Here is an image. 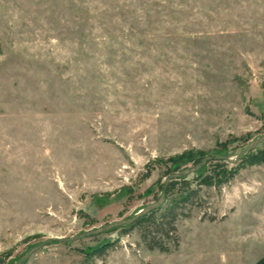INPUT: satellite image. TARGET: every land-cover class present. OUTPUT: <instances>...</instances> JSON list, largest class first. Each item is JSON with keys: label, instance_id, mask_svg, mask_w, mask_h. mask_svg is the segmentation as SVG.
I'll list each match as a JSON object with an SVG mask.
<instances>
[{"label": "rangeland", "instance_id": "rangeland-1", "mask_svg": "<svg viewBox=\"0 0 264 264\" xmlns=\"http://www.w3.org/2000/svg\"><path fill=\"white\" fill-rule=\"evenodd\" d=\"M263 135L264 0H0V264L130 218L159 198L170 157H235ZM201 197L170 253L116 227L22 264L264 255V164Z\"/></svg>", "mask_w": 264, "mask_h": 264}, {"label": "trees", "instance_id": "trees-1", "mask_svg": "<svg viewBox=\"0 0 264 264\" xmlns=\"http://www.w3.org/2000/svg\"><path fill=\"white\" fill-rule=\"evenodd\" d=\"M226 155L217 152L212 156ZM208 154L201 150H186L179 155L170 157L162 161L165 167L163 178L180 172L188 168V165H197L207 157ZM264 164V143L259 145L254 151L244 155L240 162L230 166L224 161H211L197 173L192 179L180 177L168 183L166 191V203L157 210H154L133 224L122 227V229H137L141 241L150 251L158 250L160 253H170L172 249L179 248V234L177 222L180 218H190L193 208L202 209L204 201L201 197L202 188L219 189L228 185L239 173L240 170L248 167L260 166ZM163 180V179H162ZM159 182V193L164 187V182ZM195 183V187H192ZM174 194L178 197L168 203V199ZM206 215L203 214V218ZM211 221L215 218L211 217ZM110 245H104L92 252V255L102 258Z\"/></svg>", "mask_w": 264, "mask_h": 264}, {"label": "water", "instance_id": "water-1", "mask_svg": "<svg viewBox=\"0 0 264 264\" xmlns=\"http://www.w3.org/2000/svg\"><path fill=\"white\" fill-rule=\"evenodd\" d=\"M262 143H264V135L257 138L248 147H246L245 149L240 151L235 157L229 158V156H226V155H220V156H211L210 155V156H207L204 159H202V161L200 163H198L197 165L188 167L186 169H183L180 172H176V173L169 175L165 179L164 187H163V189H161L162 191H161V194H160L159 198L157 199V201L152 202V203L146 205L145 207L141 208L139 211H137L130 218H128L126 220H115L113 222L108 223L107 225L89 230V231H87L81 235H78V237H66V238L64 237V238H56V239H51V238L47 239L44 242H42L40 245H37L36 247H33L32 249H30L24 255V257L22 259H20L16 264L24 263L33 254H35L36 252H38L39 250H41L42 248H44L45 246H47L49 243H51L53 241L62 242V243L74 242V241L82 240V239H85L88 237L103 234L107 231H110V230L116 228V227L129 226V225L133 224L134 222H136L138 220V218H141L142 216H144V215H146V214H148L154 210L159 209L160 207H162L164 205V203H166V191H167L166 189H167L168 183L171 180L176 179V178H180V177H189L190 175L197 173L199 170H201L204 166H206L211 161H224L230 165H236L240 162L241 158L244 155L254 151Z\"/></svg>", "mask_w": 264, "mask_h": 264}, {"label": "crops", "instance_id": "crops-1", "mask_svg": "<svg viewBox=\"0 0 264 264\" xmlns=\"http://www.w3.org/2000/svg\"><path fill=\"white\" fill-rule=\"evenodd\" d=\"M252 264H264V255L260 256L257 260H255Z\"/></svg>", "mask_w": 264, "mask_h": 264}]
</instances>
